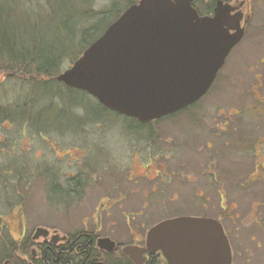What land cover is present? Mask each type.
<instances>
[{"label":"rangeland","instance_id":"374dc122","mask_svg":"<svg viewBox=\"0 0 264 264\" xmlns=\"http://www.w3.org/2000/svg\"><path fill=\"white\" fill-rule=\"evenodd\" d=\"M0 1L27 22L21 6ZM127 1L92 0L88 9L96 16L81 28L100 25L112 5L122 11ZM247 1L248 36L211 90L188 110L150 123L152 136L90 96L82 102L87 115L74 107L76 122L57 118L58 128L50 121L47 132L29 121L1 122L0 239L20 241L52 227L131 243V234L145 237L166 220L206 218L226 230L233 264H264V0ZM18 3L39 20L47 9V0ZM69 57L58 63V75L71 66ZM39 82L2 73L0 110L26 106ZM47 102L42 107L49 110Z\"/></svg>","mask_w":264,"mask_h":264},{"label":"water","instance_id":"95a60500","mask_svg":"<svg viewBox=\"0 0 264 264\" xmlns=\"http://www.w3.org/2000/svg\"><path fill=\"white\" fill-rule=\"evenodd\" d=\"M240 17L217 7L201 17L193 0H140L129 6L55 80L141 124L175 115L204 98L244 38ZM38 229L35 238L46 236ZM147 244L169 264H232L222 224L206 218L161 222ZM113 246L101 239L99 248Z\"/></svg>","mask_w":264,"mask_h":264},{"label":"trees","instance_id":"16d2710c","mask_svg":"<svg viewBox=\"0 0 264 264\" xmlns=\"http://www.w3.org/2000/svg\"><path fill=\"white\" fill-rule=\"evenodd\" d=\"M18 1L20 0H11V3L22 7V15H26L27 22L20 17L15 18L10 15L7 4L0 1V75L13 73L16 76L29 78L30 82H39L38 80L40 82L32 87L29 99L25 102L26 106L14 111L11 108H3L7 109L6 111L0 110V123L5 120L11 122L19 120L18 123L24 125L29 121L30 126L36 131L39 132L41 129L42 132H47L45 126L50 121L54 122L56 129L58 128L57 118L68 116L70 120L74 119L76 122L77 116L70 115L71 110L79 107L87 115L82 102H85L84 100L89 96L84 92L66 88L55 80L56 75L61 71L58 63L65 55H70L72 65L111 24L106 23L108 15H114L116 20L129 6L140 0L123 2L125 6L122 11L118 10L115 4L112 5L105 13L106 15H103L105 22L86 29H82L81 24L86 19L96 16L92 14V9H88L92 0H47V9L40 20L31 13V9L26 11L27 7L20 5ZM77 39L79 40L78 47L74 45ZM45 102H51L53 107L49 110L43 108L42 105ZM54 102L59 105L54 106ZM95 103L99 109L115 114L99 103ZM132 121L143 130L148 129L152 134V129L147 127L151 124ZM9 166L12 170V166ZM17 176H22V174H17ZM1 183L3 181L0 177ZM107 258L104 255L98 256L101 261L109 263L111 259Z\"/></svg>","mask_w":264,"mask_h":264},{"label":"flooded vegetation","instance_id":"af4514ba","mask_svg":"<svg viewBox=\"0 0 264 264\" xmlns=\"http://www.w3.org/2000/svg\"><path fill=\"white\" fill-rule=\"evenodd\" d=\"M193 6L201 17L214 16L217 7L225 9L231 18L240 17L239 26L244 28V38L239 44L248 36L252 14L247 0H193ZM38 229H44L48 234L35 238ZM147 234L148 232L145 237L139 234L138 238L131 234V243L130 240L125 243V239L119 243L108 237L89 234L87 231L76 232L72 229L62 235L55 228L40 227L31 235L24 233L20 241H3L0 236V264H169L161 252L148 246ZM101 239H109L113 246L105 245L104 248H99L98 242ZM100 255L108 257L111 261H101L98 259Z\"/></svg>","mask_w":264,"mask_h":264}]
</instances>
